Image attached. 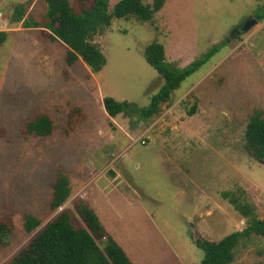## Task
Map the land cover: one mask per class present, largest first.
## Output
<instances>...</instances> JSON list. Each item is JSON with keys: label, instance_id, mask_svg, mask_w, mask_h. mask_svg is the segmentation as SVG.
Listing matches in <instances>:
<instances>
[{"label": "rangeland", "instance_id": "rangeland-1", "mask_svg": "<svg viewBox=\"0 0 264 264\" xmlns=\"http://www.w3.org/2000/svg\"><path fill=\"white\" fill-rule=\"evenodd\" d=\"M119 1L109 0V12ZM18 5L26 9L24 19L44 23L46 12L44 0H0V31L9 34L0 46V221L11 228L0 264H10L60 212L50 208L59 172L70 178L73 194L64 207L73 211V224L86 226L74 210L85 193L135 264H198L204 252L197 238L217 242L243 230L249 218L224 193L264 219V164L245 144L254 111L264 116V21L231 35L264 0H165L149 22L114 18L94 37L107 60L99 73L83 62L68 66L66 46L43 28L13 22ZM152 42L180 69L226 45L157 115L110 117L104 97L145 107L164 84L145 59ZM42 113L52 118L53 134H27L26 123ZM142 137L146 145L137 141ZM26 215L42 220L31 234ZM231 264H264V239L241 244Z\"/></svg>", "mask_w": 264, "mask_h": 264}, {"label": "trees", "instance_id": "trees-1", "mask_svg": "<svg viewBox=\"0 0 264 264\" xmlns=\"http://www.w3.org/2000/svg\"><path fill=\"white\" fill-rule=\"evenodd\" d=\"M75 1L82 6L79 12H75L69 0H44V23L24 19L26 9L23 5H18L11 20L22 22L25 28H43L51 41H59L66 46L68 66L83 62L92 73H99L107 63L101 48L94 42L96 35L105 27L111 26L114 18L129 19L133 16L139 21L149 22L165 2L153 0L151 4H146L144 0H121L113 11L109 12V0ZM86 3H90V6L84 7ZM253 16L263 22L264 6ZM8 35V32L0 31V46L7 41ZM225 45L226 42L215 45L199 60L180 69L166 62L162 44L152 42L145 48V59L163 78L164 84L151 96L149 104L145 107H139L134 102L104 97L105 111L113 118L124 114L127 117L136 116L138 119L148 120L161 111V105L170 101L172 93L187 77L195 73ZM73 110L74 120L80 113V108ZM195 111L194 106L189 115H193ZM70 125L75 126L74 121ZM54 129L52 118L45 113L35 116L25 125L27 134L39 137L51 136ZM245 144L252 157L258 163L264 164L262 111L255 110L250 117L245 132ZM52 190L51 210L54 212L62 207L63 209L36 233L28 246L23 248L10 264H133L125 250L108 233L97 214L83 199L75 200L74 210L86 226L76 227L73 224V211L64 207L72 196L68 175L59 172L52 183ZM223 196L244 218H249V221L243 230L233 232L217 242L197 238L194 243L204 252V257L198 264H231L241 244L253 236L264 239V219L255 217L253 207L240 201L234 194L224 193ZM41 225L42 220L34 215H26L24 218V229L28 234L35 232ZM10 232L11 228L7 222L0 221V247L6 244Z\"/></svg>", "mask_w": 264, "mask_h": 264}, {"label": "water", "instance_id": "water-1", "mask_svg": "<svg viewBox=\"0 0 264 264\" xmlns=\"http://www.w3.org/2000/svg\"><path fill=\"white\" fill-rule=\"evenodd\" d=\"M258 23H259V21L253 15H250L249 18L244 23H242L239 27H237L233 30L231 35L233 36L234 32L237 30H238L239 34L243 33V32H248L253 27H255Z\"/></svg>", "mask_w": 264, "mask_h": 264}, {"label": "crops", "instance_id": "crops-1", "mask_svg": "<svg viewBox=\"0 0 264 264\" xmlns=\"http://www.w3.org/2000/svg\"><path fill=\"white\" fill-rule=\"evenodd\" d=\"M259 24V23H258ZM263 24H264V22H263ZM143 138V137H142ZM69 177V176H68ZM70 179V178H69ZM70 184H71V182H70ZM71 189H72V187H71ZM72 194H73V190H72ZM81 198L84 200V201H86L87 202V204L94 210V212L96 213V211H95V209L93 208V206L86 200V194L84 193V194H82L81 193ZM121 198H123V197H121ZM97 214V213H96ZM97 216H98V214H97ZM99 217V216H98ZM99 219H100V217H99ZM100 221H101V219H100ZM101 223H102V221H101ZM103 224V223H102ZM103 226L106 228V226L103 224ZM106 230H107V228H106ZM108 231V230H107ZM108 233H109V231H108ZM110 234V233H109ZM111 235V234H110ZM112 236V235H111ZM113 237V236H112ZM115 239V238H114ZM116 240V239H115ZM117 241V240H116ZM119 244V243H118ZM120 245V244H119ZM122 248H123V246L122 245H120ZM124 250H125V248H123ZM125 252H126V250H125ZM127 253V252H126ZM127 255H128V253H127ZM129 256V255H128ZM130 258V257H129ZM131 259V258H130ZM132 261V260H131ZM133 262V261H132ZM133 264H135L134 262H133Z\"/></svg>", "mask_w": 264, "mask_h": 264}, {"label": "built area", "instance_id": "built-area-1", "mask_svg": "<svg viewBox=\"0 0 264 264\" xmlns=\"http://www.w3.org/2000/svg\"><path fill=\"white\" fill-rule=\"evenodd\" d=\"M137 141H140L142 145H146V140L143 139V138H140V139H138ZM81 196H82V195H81ZM62 209H63V207L60 208L59 211H61Z\"/></svg>", "mask_w": 264, "mask_h": 264}, {"label": "flooded vegetation", "instance_id": "flooded-vegetation-1", "mask_svg": "<svg viewBox=\"0 0 264 264\" xmlns=\"http://www.w3.org/2000/svg\"><path fill=\"white\" fill-rule=\"evenodd\" d=\"M234 33H235V34H237V35H239V32H238V30H237V31H235Z\"/></svg>", "mask_w": 264, "mask_h": 264}]
</instances>
